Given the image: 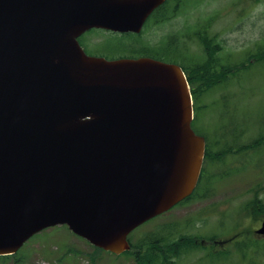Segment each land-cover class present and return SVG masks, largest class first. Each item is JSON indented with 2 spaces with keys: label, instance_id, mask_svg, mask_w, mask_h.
<instances>
[{
  "label": "water",
  "instance_id": "obj_1",
  "mask_svg": "<svg viewBox=\"0 0 264 264\" xmlns=\"http://www.w3.org/2000/svg\"><path fill=\"white\" fill-rule=\"evenodd\" d=\"M162 1L0 0V254L55 224L118 254L191 193L204 139L182 68L87 55L76 40L139 31Z\"/></svg>",
  "mask_w": 264,
  "mask_h": 264
},
{
  "label": "rangeland",
  "instance_id": "obj_2",
  "mask_svg": "<svg viewBox=\"0 0 264 264\" xmlns=\"http://www.w3.org/2000/svg\"><path fill=\"white\" fill-rule=\"evenodd\" d=\"M177 2L179 6L169 19L150 22L135 39L107 35V40L122 42L127 50L144 47L152 52L161 48L166 37L176 34L180 40L176 38L174 42L173 38V47L181 64L201 59L206 41L214 58L212 65L229 63L233 69L227 83L217 84L199 97L192 127L207 138L212 153L231 147L222 157L211 156L203 182L194 195L140 224L129 239L135 242L166 225L179 228L175 235L191 234L194 240H223L239 228L246 237H256L253 229L264 218V211L259 210L264 192L258 190L255 194L257 187L264 185V61L255 56L256 49L264 48V0H170L167 11ZM97 30L92 29L86 36L90 44L84 45L85 51L106 57L118 55L120 46L102 41L104 36ZM200 37L206 39L202 41ZM185 40L188 43L182 42ZM218 68L214 70L221 69ZM248 143L252 147L242 146ZM258 198L261 200L251 203ZM257 239L264 261V237ZM232 241L225 244L227 250ZM198 247L183 253L177 264H210L203 258L208 251L217 250V246ZM232 258L238 259L236 254ZM133 263L132 254L116 255L95 249L66 225L35 233L15 254L0 256V264Z\"/></svg>",
  "mask_w": 264,
  "mask_h": 264
},
{
  "label": "trees",
  "instance_id": "obj_3",
  "mask_svg": "<svg viewBox=\"0 0 264 264\" xmlns=\"http://www.w3.org/2000/svg\"><path fill=\"white\" fill-rule=\"evenodd\" d=\"M166 6L167 3L164 5L162 4L156 12L154 13L155 21H164L169 19L172 15L170 13H166ZM126 34H122L121 36H125ZM137 36V35H135ZM133 37V36H129ZM136 38V37H135ZM134 38V39H135ZM176 40V34L173 36H169L166 40H164L161 44V48L153 49L152 52L148 51V49L140 48L137 50H127V54H133L136 52L138 55L145 54L150 55L154 58L178 62V56H176L174 50L175 48L172 45L173 42ZM206 38L200 37V40L204 41ZM106 43L118 44L120 48L124 47V44L119 41H105ZM204 43L207 45L205 48V55L201 57V59L193 60L191 59L188 62L179 63L186 74L187 81L190 86V91L193 97V106L195 109L196 102L198 101L199 97L203 94V92L208 91L212 87L216 86L217 84L224 83L229 80L228 73L232 71L231 65L229 63H221L218 62L216 65H212V51L209 48L206 41ZM125 48V47H124ZM141 53V54H140ZM256 53L258 56V61H264V48L256 49ZM248 59L246 62L249 61V57L245 58ZM217 59L215 60V62ZM183 62V61H181ZM243 61L244 65L246 64ZM187 64V65H186ZM219 66L218 71H215L214 68ZM204 106V105H203ZM195 120V114L194 119ZM192 121V124H193ZM207 139V138H206ZM243 147H252L249 143L243 144ZM229 146L227 149L230 150ZM227 149L218 152L215 151L214 153L210 150V145H206L205 149V166L203 168L206 171L207 168V161L211 156L215 157H222ZM213 158V159H214ZM204 172L202 173L200 183L204 179ZM263 184L257 187L255 194H257L258 190L260 193L263 191ZM195 193L193 192L190 196L186 197L184 201L190 198ZM261 200L260 198L254 199L251 203H257V201ZM250 205V204H248ZM259 210L264 211V202L259 203ZM179 230L175 225H166L165 228L158 229L156 228L154 232L145 234L139 240L135 242H131V247L136 248V250L132 251V256L134 258V264H177L179 263V258L183 253L188 252L190 249H198V245L194 241V237L191 234L187 233H175ZM260 240L250 237H242L237 239L232 244L228 250L219 249L218 251L210 252L205 254L206 258H203L204 261H210V264H264L263 256H261L260 248ZM95 249H97L95 247ZM130 251H124V254H129ZM236 254L238 259H233L232 255ZM226 261V262H225Z\"/></svg>",
  "mask_w": 264,
  "mask_h": 264
},
{
  "label": "flooded vegetation",
  "instance_id": "obj_4",
  "mask_svg": "<svg viewBox=\"0 0 264 264\" xmlns=\"http://www.w3.org/2000/svg\"><path fill=\"white\" fill-rule=\"evenodd\" d=\"M146 28V27H145ZM145 28L143 29V30H145ZM98 30H100V28H97ZM142 30V31H143ZM102 31H103V35H107V34H109L110 32H112V31H109V30H106V29H102ZM81 38V44L83 45V47H84V45L85 44H88V41H87V39H85L86 37H85V35H81L80 37H79V39Z\"/></svg>",
  "mask_w": 264,
  "mask_h": 264
}]
</instances>
